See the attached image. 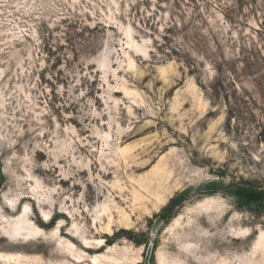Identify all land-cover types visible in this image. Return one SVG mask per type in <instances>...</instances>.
<instances>
[{"label": "rangeland", "instance_id": "rangeland-1", "mask_svg": "<svg viewBox=\"0 0 264 264\" xmlns=\"http://www.w3.org/2000/svg\"><path fill=\"white\" fill-rule=\"evenodd\" d=\"M211 182L264 189V0H0V264H264Z\"/></svg>", "mask_w": 264, "mask_h": 264}, {"label": "water", "instance_id": "water-1", "mask_svg": "<svg viewBox=\"0 0 264 264\" xmlns=\"http://www.w3.org/2000/svg\"><path fill=\"white\" fill-rule=\"evenodd\" d=\"M200 191H222L230 195L244 209L249 210L253 207H259L264 200V189L250 186L229 183L224 185L223 182H211L200 186ZM161 221L166 220L164 215H160Z\"/></svg>", "mask_w": 264, "mask_h": 264}, {"label": "trees", "instance_id": "trees-1", "mask_svg": "<svg viewBox=\"0 0 264 264\" xmlns=\"http://www.w3.org/2000/svg\"><path fill=\"white\" fill-rule=\"evenodd\" d=\"M184 200V195H179L178 197H176L175 199H172L170 201V206H169V209L172 208L173 206H177L179 205L180 203H182Z\"/></svg>", "mask_w": 264, "mask_h": 264}]
</instances>
